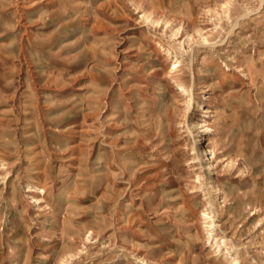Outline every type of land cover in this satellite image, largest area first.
<instances>
[{
    "label": "rangeland",
    "instance_id": "obj_1",
    "mask_svg": "<svg viewBox=\"0 0 264 264\" xmlns=\"http://www.w3.org/2000/svg\"><path fill=\"white\" fill-rule=\"evenodd\" d=\"M210 233L264 264V0H0V264H230Z\"/></svg>",
    "mask_w": 264,
    "mask_h": 264
},
{
    "label": "bare ground",
    "instance_id": "obj_2",
    "mask_svg": "<svg viewBox=\"0 0 264 264\" xmlns=\"http://www.w3.org/2000/svg\"><path fill=\"white\" fill-rule=\"evenodd\" d=\"M204 42H205V44H207V45H209L208 44V40L206 39V38H204ZM180 61H179V59H177L176 61H175V64H178ZM174 64V65H175ZM170 73H172L173 75L172 76H169V77H171V78H174V77H176V76H178L179 74H177V71H176V66H174L173 68H171V70H170ZM177 91V90H176ZM174 92V91H173ZM187 109L189 110L190 109V103H187ZM204 109H206V108H204ZM205 113H211V111L209 110V109H206L205 110ZM203 127H205V132H210L211 131V128L209 127V126H201L200 127V129H202ZM215 154H214V152L212 151L211 152V157H213ZM240 172H241V170H240ZM206 182V181H205ZM36 189H38V190H40V192H38V193H40V195L41 196H43L44 195V193H45V189L43 188V187H37ZM27 192H34L35 191V189H32V188H28L27 190H26ZM213 192L215 193V194H220V195H222V194H224L223 193V190L221 189V188H213ZM209 194V193H208ZM210 195V198H209V202H207V203H209V206H210V212L212 213L213 211H214V207H215V203H214V201H213V197L211 196V193L209 194ZM225 195H222L221 196V198H222V200L223 201H225L224 200V197ZM32 200H33V202H35L36 203V205H38V206H40V203H41V201H42V199L41 198H35L34 196H31L30 197ZM207 210H205L203 213V215H204V217H207V214H209L210 212H206ZM216 212H217V210H216ZM218 214V213H217ZM212 225H211V227H213V226H215V227H222V225H219L218 223H215V219H213L212 220ZM211 234V236H213V238L215 239V240H217V243H216V245H217V247L219 248V249H221L222 247H224L225 249H226V253H227V261L228 262H230V264H241L240 262H239V259L238 258H236V257H234L233 256V254H231V251H230V248L228 247V243H227V238L226 237H222V238H218L217 236H215V235H213L212 233H210ZM210 239V238H209ZM87 240H88V238H87ZM235 251V253L237 254V250H234ZM251 253V252H250ZM230 259V260H229ZM254 260H255V258H254ZM63 264H65V263H63Z\"/></svg>",
    "mask_w": 264,
    "mask_h": 264
}]
</instances>
